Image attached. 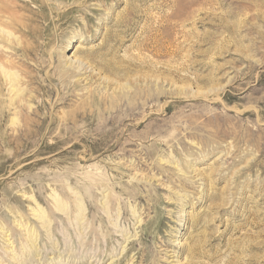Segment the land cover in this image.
<instances>
[{
	"label": "rangeland",
	"instance_id": "1",
	"mask_svg": "<svg viewBox=\"0 0 264 264\" xmlns=\"http://www.w3.org/2000/svg\"><path fill=\"white\" fill-rule=\"evenodd\" d=\"M21 1L27 10L18 0H1L12 10L5 13H14L4 15L14 18L16 37L34 52L11 58L34 78L23 103L32 108L18 116L22 127L11 126L16 112L7 108L4 90L0 133L33 131L39 121L33 111L42 102L73 125L53 127L43 140H0V209L8 197L27 207L25 197L41 185L68 183L88 199L74 180L36 179L43 174L102 173L109 188L95 192L98 200L120 198L121 187L140 196L122 197L118 218L102 212L114 231L106 257L91 250L87 257L80 246L73 257L71 248L48 246L39 257L22 258L19 246L17 258L24 264H264V0H75L69 11L66 0ZM40 2L63 20L52 23L56 13ZM71 62L75 69L60 84L55 75ZM48 75L61 90L53 98L42 89ZM70 91L75 98L60 103ZM122 96L130 100L115 115ZM101 108L116 122L96 131L110 134L106 140L91 129ZM78 111L92 119H75ZM1 249L0 264H16Z\"/></svg>",
	"mask_w": 264,
	"mask_h": 264
},
{
	"label": "bare ground",
	"instance_id": "2",
	"mask_svg": "<svg viewBox=\"0 0 264 264\" xmlns=\"http://www.w3.org/2000/svg\"><path fill=\"white\" fill-rule=\"evenodd\" d=\"M18 2L21 5L20 7L21 10H27L28 7L25 3H23L21 0H18ZM40 4H41L40 8L42 10L49 9V11L52 14L56 13V17L58 18V20L52 23H57L58 21L63 20L62 19L63 14L59 13L58 10L55 9V7L48 5L46 2H40ZM64 4H65L64 5L65 8H68L69 11L71 9H74L73 7L78 5V2H76L75 0H66ZM5 7H6L5 4L1 2L0 3V95L3 93L4 90L8 91L9 99L7 98L8 99L7 108H9V111L11 112H12L11 109H14L16 112L14 113V118H12L10 121L11 126L18 128L19 126H21V122H22V120H20L18 116H20L21 118H25V116L28 114L27 111L31 110L32 108L29 106V109L26 110L25 109L26 106L24 104L26 103L25 97H27L25 93L29 89L34 78L28 77L25 74V72L21 71L22 65L19 62L16 63L14 60H11V58H13V56H17L16 58H18L19 56L25 58L27 56H32L34 52L31 47H27L26 45L20 43L19 38L16 37L17 29L15 31L12 28L14 23L13 20L14 18L4 15L5 10L7 11L9 10ZM10 12L8 13L10 14ZM30 12L32 16L28 19V22L33 23L36 17L34 15L35 12L34 10ZM11 14L13 16L14 13ZM88 22L90 24H94L92 18H88ZM24 33L26 32L24 31ZM27 34L30 35L31 34L30 31L27 32ZM5 50H12L13 53L15 54L13 53L9 54ZM79 54L83 55L84 57V55L86 54H88V56L92 55V52L79 51ZM83 57L80 58L82 59ZM87 58L86 60H88ZM70 64H71L70 66L68 65L69 67H65L67 65L65 64L63 68L61 67V69L57 71L58 72L57 74L55 73L56 74L55 76L58 75L60 78L59 83L61 81H65L66 78L68 77V74L75 69L73 62H71ZM45 81L47 82L48 85L47 86L42 85V89L46 91L47 97L53 98L57 92L60 93L61 91L60 89H58L57 91L55 89L56 80L54 79V75L51 76L48 75ZM74 98H75L74 92L70 91L67 94L61 95L59 97V101L62 104H67ZM127 100L130 99H128L126 96L124 97L122 96L118 98V100L116 101L117 110L115 115L120 113L119 107L127 103ZM49 109L50 107L45 102H42L41 105L39 106V109L37 111L35 110L33 111V115H35V118L37 117L39 119V121L36 123L32 122L31 126L33 128V131L24 130V129L16 130L15 128L16 133L9 134L8 131L3 130L0 133V140H15V141L43 140L47 135L53 136L54 134V131L52 129L53 127L56 128L58 126H61L62 123L67 125H73L71 119L60 121L57 118L53 117L52 115H50ZM95 110L97 111V114H95L96 116H94L93 123L91 124L92 133H94L93 136L99 137V139L102 140L109 139L111 137L110 134L99 136L100 134L98 135L96 131L102 129H104L105 131L106 128H108L109 126L111 127L114 126V124L116 123L115 117L113 116V114H111L110 117V115H108V112H106L103 108L99 110L97 109ZM5 111H6L5 107L0 108V124L6 118L7 113ZM73 117L75 119H81V120L92 119L91 114L87 113L86 111H78L75 114H73ZM45 130L47 132H45ZM72 136L73 135L68 136V138L71 139ZM49 178L55 181H62L64 179L74 180L76 183V187L82 189L86 194H88V199L86 200L84 196L80 197L79 193L75 189H73V187L68 183H65L63 185H57L54 189L53 188L47 189V187H45L44 185L36 187V191L38 193L37 195L33 194L34 195L33 196L30 193L32 196L25 197L27 198V204H26L27 207H24L25 203L19 202L16 199H11L8 197L5 207L0 209V242H2V245L5 244L2 246V249L5 251V253L10 252L11 255L9 256L11 257V261L13 260L16 261V264H24L26 262L23 261L25 259L22 260L23 258L22 256H26V258L39 257L41 248L48 246H52V249H59L64 247L71 248L72 251L70 253H72L73 257H76L77 254L75 252V249L79 246L86 251L87 257L89 256L87 254V251L89 250H91V252L93 251L92 254L95 253V256L97 257L100 258L106 257L110 245L114 239V231L111 230L107 225H105L102 212L107 214L108 219H112L114 215H116V217L118 218L119 216L122 215L121 213L123 212V209L118 208V206L121 207V201H122L121 198L122 197H125L126 199L136 198L140 196V192L137 191L135 188L121 187L122 194L120 195V198L103 194L102 197L104 199L103 202L102 201L103 199L98 200L99 198L97 197L95 192H103V191L106 192L107 188H109L110 180L108 181L107 177L102 173L91 172L85 175H81V174H77V172H74L72 174H55V175L43 174L36 176V179H42V180L45 179L47 180ZM17 186L19 185L17 184ZM49 187H52V185L50 184L48 188ZM49 191H51V193H49ZM23 195L25 196L27 194H23ZM134 214L135 213L133 212V215ZM134 217L136 218L135 215ZM117 228L118 226L114 227L115 230ZM74 236H76V238ZM19 246L21 247V251H22V255H21L22 258L20 257L21 259H19V257L17 258L18 255L15 253V251ZM84 259H86V256L82 254L80 258V262L83 261ZM60 262L53 264H60Z\"/></svg>",
	"mask_w": 264,
	"mask_h": 264
}]
</instances>
